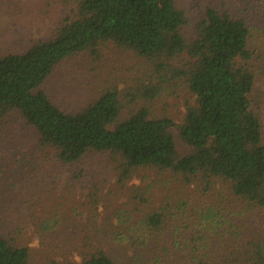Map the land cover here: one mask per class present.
<instances>
[{
  "label": "trees",
  "instance_id": "trees-1",
  "mask_svg": "<svg viewBox=\"0 0 264 264\" xmlns=\"http://www.w3.org/2000/svg\"><path fill=\"white\" fill-rule=\"evenodd\" d=\"M59 5L70 11L50 37L31 42L21 54L0 55V126L13 112L34 130L38 168H55L50 185L65 177L58 168L109 155L120 183L150 169L193 189L194 197L164 199L160 206H151L142 191L136 215L122 213L116 225L91 231L131 250L128 264H264V136L251 100L259 68L264 71V0H211L191 41L183 34L186 13L175 0H45L44 13ZM105 42L183 83L194 102L177 129L189 153H178L171 120L152 118L145 108L123 118L115 90L76 113L62 111L42 90L64 61ZM148 92L151 99L157 95ZM32 165H22L26 175L16 176L18 182L31 180L36 202L33 186L47 183L30 178ZM220 184L225 189L214 193ZM227 198L239 206L226 204ZM1 211L0 199V264H32L28 248L1 234ZM249 216L259 218V228H247ZM30 222L35 233L47 235L61 219L31 215ZM54 240L61 253V240ZM78 264L117 263L93 247Z\"/></svg>",
  "mask_w": 264,
  "mask_h": 264
},
{
  "label": "rangeland",
  "instance_id": "rangeland-1",
  "mask_svg": "<svg viewBox=\"0 0 264 264\" xmlns=\"http://www.w3.org/2000/svg\"><path fill=\"white\" fill-rule=\"evenodd\" d=\"M175 1L186 13L188 24L183 34L191 41L202 10L211 0ZM44 4L45 0H0V55L21 54L31 42L50 37L62 19L60 16H67L70 11V7L59 5L46 15L49 10L44 13ZM261 28L264 30V26ZM261 39H264L263 35ZM259 69L261 72L251 100L260 117L264 136V71L261 67ZM42 90L67 113H76L103 92L115 90L124 105L123 118L129 111L139 108L147 109L152 118H167L176 126L170 129V133L178 153L185 155L190 151L177 129L183 123L187 105L194 102L183 83L111 42L100 43L64 61ZM146 90H155L157 95L151 99ZM37 157L36 133L18 114L9 113L0 126L1 234L28 248L32 264H49L50 261L78 264L93 247L102 248L117 264H128L130 258L127 257L133 254L131 250L91 236V231L105 229L106 223L116 225L117 217L122 213L136 215L143 208L136 194L145 190L151 206H160L164 199L177 201L180 196L188 194L194 197L191 187L185 188L169 174H159L156 170H138L120 183L109 155H92L75 167L58 168L59 173L65 172V177L63 181L50 185L55 182L51 177L56 176L51 174L55 168L48 164H41L42 169L38 168ZM27 163L33 164V170H36L29 171L30 178L36 180L39 176L47 183L44 188L33 186L38 196L36 202L32 200L31 180L18 182L16 176L26 175L22 165ZM11 177H16L17 182H12ZM223 189L225 187L220 184L214 193ZM225 200L230 206H239L233 198ZM53 214L61 219V224L47 235L35 233L31 215ZM94 216L98 220L93 221ZM247 223V228L257 229L260 220L249 216ZM56 237L63 244L61 253H57ZM84 239L90 243L83 244Z\"/></svg>",
  "mask_w": 264,
  "mask_h": 264
}]
</instances>
